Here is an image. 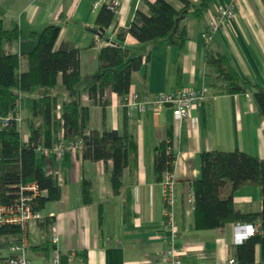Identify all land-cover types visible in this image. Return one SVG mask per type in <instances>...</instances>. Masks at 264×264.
Returning a JSON list of instances; mask_svg holds the SVG:
<instances>
[{
  "label": "crops",
  "instance_id": "1",
  "mask_svg": "<svg viewBox=\"0 0 264 264\" xmlns=\"http://www.w3.org/2000/svg\"><path fill=\"white\" fill-rule=\"evenodd\" d=\"M167 1L176 9L183 6L181 0ZM221 1L227 0H212L202 17L187 14L179 19L175 34L182 24L186 27L182 46L177 44L174 35L140 42L127 32L121 41L132 54H142L141 66L131 73L129 91L152 95L179 87L205 88V96L186 118H178L169 104L157 111L128 113L120 96L109 88L105 89L104 98L96 100L89 98L86 91L81 93L82 103L90 109L89 128H115L133 136L137 144L136 160L123 169L122 185L114 192L108 177L111 159L106 163L85 159L79 150L73 156L70 154L69 165L65 168L63 156L60 197L47 201L40 210L43 221L29 220L24 227L25 255L32 264H53L55 256L59 264H80L79 252L84 254V264H166L160 251L169 246L181 249L180 257L185 264L236 263L235 222L215 228L194 226L191 181L201 176V152L204 150L237 148L264 157V113L253 97V89L237 93L221 90L214 67L205 62L206 53L221 51L241 76L264 85V0H242L233 16L205 42L203 32ZM93 2L0 0V17L5 26H17L21 30L17 39L5 42V50L18 53L24 69L26 55L37 42V36L30 32L39 33L48 23L57 22L61 28L54 48H76L80 82L91 85L99 64V48L117 42V34L129 26L136 10L149 14L144 0H120L116 21L100 33L95 23L100 6L94 8ZM97 32L101 35L99 40ZM79 83L78 86L83 87ZM55 88L61 89L62 96ZM51 91L58 95L59 101L68 96L61 72ZM20 115L25 139L29 134V110L23 103ZM168 126L172 128L170 148L175 153L174 168L172 173L165 171L163 177L157 179L154 148L166 136ZM166 176L172 181L175 194L171 221H165L164 215L163 180ZM85 178L91 182L88 202L82 199ZM229 189L226 183L221 195H226ZM232 199L241 212H258L262 207L258 185L235 188ZM32 222L37 229L39 242L36 244H31L28 238ZM244 222L259 223L257 219ZM34 224H31L33 229ZM6 239L13 240L0 238V264H5L10 254L8 244L2 242ZM51 243L55 249L48 254ZM72 251L75 257L70 259ZM262 257L263 248L257 243L255 260L260 261ZM229 258H234V262L229 263Z\"/></svg>",
  "mask_w": 264,
  "mask_h": 264
},
{
  "label": "trees",
  "instance_id": "2",
  "mask_svg": "<svg viewBox=\"0 0 264 264\" xmlns=\"http://www.w3.org/2000/svg\"><path fill=\"white\" fill-rule=\"evenodd\" d=\"M148 5V15L136 10L127 28L117 34V42L108 43L99 48L98 68L95 81L88 86L79 87L81 72L76 48L55 49L54 43L60 31L57 22L48 23L38 33L34 49L26 55V67H21L22 58L18 53L7 52L6 41L19 37L21 30L8 28L0 17V116L6 115L15 106L16 101L29 110L27 127L28 138L22 137L18 123L10 118L6 125L0 123V204L12 201L15 185L31 181L37 182L43 190L34 198L33 205L42 210L45 203L61 195L60 183L51 173H47V158L35 150V145H51L58 140L57 134L63 128V141L81 136L82 157L105 163L111 159L109 181L114 192L122 185L123 169L136 160V140L133 136L119 132L115 128H89L90 109L81 101V93L86 91L89 98L96 100L103 96L106 88L115 91L123 103L129 92L131 73L141 66L142 54H132L122 44L128 32L140 42L167 39L174 35L179 46L186 38L185 24L175 34L180 18L187 14L198 17L208 10L212 0H181L183 6L176 9L167 0H144ZM116 21L114 10L102 4L95 17L98 28H106ZM207 26L204 30L206 32ZM205 42H208L204 36ZM205 62L216 71L221 90L229 93L246 92L253 89V97L260 111L264 113V85L241 76L227 56L221 52L206 53ZM61 72L62 83L68 90V96L61 101L51 91L55 86L57 74ZM61 105L60 117L55 114V106ZM172 128L168 126L166 136L159 140L154 148V170L157 179L163 173L173 172L175 153L170 148ZM70 153L65 151L63 165H69ZM230 186L226 195H221L225 184ZM194 196V226L198 228H215L227 222H259V231L237 243L235 264H264V157L250 152L232 150H204L201 152V176L191 181ZM245 184L258 185L262 207L258 212H241L235 208L232 191ZM82 199L91 200V182L82 181ZM45 221V220H44ZM50 221V220H49ZM24 227L19 225L0 226V238L11 237L7 243L20 242ZM263 248L262 260H255V245ZM41 248H45L42 247ZM68 260V257H67ZM80 264H84V254L79 252Z\"/></svg>",
  "mask_w": 264,
  "mask_h": 264
},
{
  "label": "built area",
  "instance_id": "3",
  "mask_svg": "<svg viewBox=\"0 0 264 264\" xmlns=\"http://www.w3.org/2000/svg\"><path fill=\"white\" fill-rule=\"evenodd\" d=\"M242 0H227L221 1L218 4L217 13L207 22V30L203 32V36L210 40L215 31L218 30L222 23L233 16L235 10L240 6ZM105 4L110 9L118 12L120 0H94L93 7H99ZM101 35L97 32L96 39L99 40ZM205 88L195 87H179L174 90L160 91L152 95L139 93L131 90L127 93L124 102L122 103L128 113L133 111H157L164 105L169 104L172 107L173 113L180 119L186 118L192 108H194L201 99L205 96ZM105 97H98L101 99ZM20 101H16L14 107L9 112L0 116L1 125H6L10 118H13L19 125L21 124ZM61 105L57 103L55 106V114L60 117ZM58 140L51 145L38 143L35 145V150L41 152L47 158V173H51L58 182H62V173L60 162L68 151L71 156L75 155L79 150H82L83 140L81 136H77L69 141H63V128L61 127L58 134ZM27 140V138H25ZM169 174V173H168ZM170 175V174H169ZM14 196L11 202L0 204V226L19 225L25 227L29 220L43 221L44 215L40 210L33 205L34 198L43 192L39 188L37 182L31 181L15 185ZM163 196L165 199L164 215L165 221L172 219L173 205L175 202L174 187L169 176L163 180ZM259 231V223L255 222H237L233 224V239L240 243L246 237L253 235ZM56 239V235H54ZM25 241L10 243L8 245L10 254L6 257L5 264H32L25 255ZM181 249L169 246L160 251V257L166 264H185L181 259ZM75 253H69V258L73 259ZM229 263L234 262V258L228 259ZM53 264H59L58 256L53 258Z\"/></svg>",
  "mask_w": 264,
  "mask_h": 264
},
{
  "label": "rangeland",
  "instance_id": "4",
  "mask_svg": "<svg viewBox=\"0 0 264 264\" xmlns=\"http://www.w3.org/2000/svg\"><path fill=\"white\" fill-rule=\"evenodd\" d=\"M83 85V86H86L87 84L86 83H83V82H80L79 83V85ZM55 92L57 93V94H59L60 96H62V92H61V89L60 88H55ZM20 129H21V127H20ZM26 133V128H25V130H24V134ZM53 203H57V202H53ZM31 224H34V222H32ZM31 224H30V226H29V230H28V238H29V241H30V243L31 244H36V242H39V241H37V229H36V226H35V224H34V229L32 228V226H31ZM53 243H55V242H53ZM54 247L52 246V243L50 244V249H49V251H48V254H51V253H53L54 252ZM28 251V250H27Z\"/></svg>",
  "mask_w": 264,
  "mask_h": 264
},
{
  "label": "water",
  "instance_id": "5",
  "mask_svg": "<svg viewBox=\"0 0 264 264\" xmlns=\"http://www.w3.org/2000/svg\"><path fill=\"white\" fill-rule=\"evenodd\" d=\"M97 30H98L100 33H103L104 28H103V27H99ZM112 43H115V42L112 41Z\"/></svg>",
  "mask_w": 264,
  "mask_h": 264
}]
</instances>
